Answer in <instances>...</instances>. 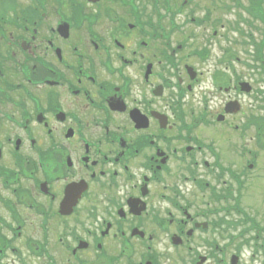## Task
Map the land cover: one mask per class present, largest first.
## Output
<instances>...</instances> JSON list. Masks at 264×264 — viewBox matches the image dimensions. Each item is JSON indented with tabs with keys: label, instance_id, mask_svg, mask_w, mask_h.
<instances>
[{
	"label": "flooded vegetation",
	"instance_id": "flooded-vegetation-1",
	"mask_svg": "<svg viewBox=\"0 0 264 264\" xmlns=\"http://www.w3.org/2000/svg\"><path fill=\"white\" fill-rule=\"evenodd\" d=\"M34 12L0 37L19 81H0V236L17 264H264L251 150L171 76L186 21L155 0Z\"/></svg>",
	"mask_w": 264,
	"mask_h": 264
},
{
	"label": "rangeland",
	"instance_id": "rangeland-1",
	"mask_svg": "<svg viewBox=\"0 0 264 264\" xmlns=\"http://www.w3.org/2000/svg\"><path fill=\"white\" fill-rule=\"evenodd\" d=\"M245 4V8H248L249 1L250 0H242ZM22 3V0H21ZM233 8H234V2H233ZM262 8L264 12V0L262 3ZM236 9H234L233 12H235ZM242 10H236L235 13L231 14L229 16L230 21L233 23L235 19L237 20V13H241ZM249 18V19H248ZM248 19V20H247ZM252 19V20H251ZM252 21V23H251ZM236 33L231 34V37L234 38V40L237 42L234 46V50L232 51V60L231 63L233 64V68L229 79L236 80L238 77L241 78L242 82H248L251 83L253 87V91L250 95L244 96L242 95L240 97L242 104L244 107H242L243 111H246L245 117L242 118L239 117L240 120L238 125L240 128L248 127L247 132L249 133V138L251 145V149L257 150L261 156H260V163L264 164V152L260 150V147L256 142V136L257 133L255 131L254 126L251 124V119L253 117H264V71L262 70V64L259 62H255L256 56L255 53L257 50H259L263 45V39H264V24L261 22V20H257L249 15L246 16V18H241V23H239L236 27ZM220 40V39H219ZM253 40V42L251 41ZM240 44L243 45V47L240 46ZM250 45L255 46L252 50ZM233 46V45H232ZM264 49V46L263 48ZM264 55V50H263ZM238 57L241 58V61H235ZM264 62V58L262 60ZM206 69L209 70L210 74L213 73H221L223 74V70L219 71L215 69L214 66H208ZM228 79V80H229ZM239 79V78H238ZM207 84L212 85L211 82L207 81ZM231 85V84H230ZM232 86V85H231ZM244 142H248V134L245 136ZM264 143V142H263ZM236 153H240V149H236ZM241 154V153H240ZM248 162V159H247ZM253 161H251L252 163ZM258 163V162H257ZM259 164V163H258ZM264 185V181H263ZM261 207L264 209V197L263 194L259 198Z\"/></svg>",
	"mask_w": 264,
	"mask_h": 264
},
{
	"label": "trees",
	"instance_id": "trees-1",
	"mask_svg": "<svg viewBox=\"0 0 264 264\" xmlns=\"http://www.w3.org/2000/svg\"><path fill=\"white\" fill-rule=\"evenodd\" d=\"M252 5L251 8L249 9V13L253 16V17H262L263 16V8H262V0H252ZM264 46V43L262 45V47L259 49V60L263 59V55L262 54V48Z\"/></svg>",
	"mask_w": 264,
	"mask_h": 264
},
{
	"label": "water",
	"instance_id": "water-1",
	"mask_svg": "<svg viewBox=\"0 0 264 264\" xmlns=\"http://www.w3.org/2000/svg\"><path fill=\"white\" fill-rule=\"evenodd\" d=\"M245 86H247V85H245Z\"/></svg>",
	"mask_w": 264,
	"mask_h": 264
}]
</instances>
